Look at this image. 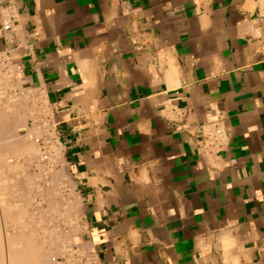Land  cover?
Returning a JSON list of instances; mask_svg holds the SVG:
<instances>
[{
  "label": "crops",
  "instance_id": "0c3cea01",
  "mask_svg": "<svg viewBox=\"0 0 264 264\" xmlns=\"http://www.w3.org/2000/svg\"><path fill=\"white\" fill-rule=\"evenodd\" d=\"M0 64L52 123L73 245L264 264V0H0Z\"/></svg>",
  "mask_w": 264,
  "mask_h": 264
},
{
  "label": "rangeland",
  "instance_id": "374dc122",
  "mask_svg": "<svg viewBox=\"0 0 264 264\" xmlns=\"http://www.w3.org/2000/svg\"><path fill=\"white\" fill-rule=\"evenodd\" d=\"M31 94L19 90L11 68L0 64V191L11 202L10 211L16 222L3 225L1 214L0 229L2 237L7 232V236L22 240L20 247L28 244L41 254L44 263L40 264H51L45 263L51 255L59 257L73 245L72 234L79 231L75 224L79 207L72 184L59 167L56 147L51 143L44 149L36 140L43 133L38 119L44 114ZM16 115H21L24 121L15 123ZM4 245L2 252L0 249L1 258L5 254Z\"/></svg>",
  "mask_w": 264,
  "mask_h": 264
},
{
  "label": "bare ground",
  "instance_id": "6f19581e",
  "mask_svg": "<svg viewBox=\"0 0 264 264\" xmlns=\"http://www.w3.org/2000/svg\"><path fill=\"white\" fill-rule=\"evenodd\" d=\"M18 111V110H17ZM32 111V110H31ZM35 112V111H34ZM23 114V113H22ZM12 115V114H11ZM32 115V114H31ZM30 115V116H31ZM24 117H25V115H24ZM31 117H33V116H31ZM30 117V118H31ZM25 119V118H24ZM13 121L16 123H19V122H23L24 120H23V117L21 116V115H16L15 116V118L13 119ZM12 121V122H13ZM13 122V123H14ZM33 127V126H32ZM37 128V127H36ZM36 131V130H35ZM13 132V131H12ZM29 133H30V130L28 131ZM35 133H37V132H35ZM31 136V135H30ZM16 137V136H15ZM8 143V142H7ZM25 143V142H24ZM23 144V143H22ZM8 145V144H7ZM26 145V144H25ZM5 147V146H4ZM31 147V146H30ZM2 150V149H1ZM32 151V150H31ZM5 153V152H4ZM49 154V153H48ZM8 156H10V155H8ZM6 159V158H5ZM8 162H9V160H8ZM8 162H7V164H8ZM58 162V161H57ZM9 166H7V168H8ZM9 173V172H8ZM2 181V180H1ZM1 186V185H0ZM2 190V189H1ZM0 192H2V191H0ZM10 193V192H9ZM6 195H7V192L5 193ZM10 203L11 202H8V200H7V198L4 196V193L2 192V193H0V215H1V218L2 219H4V223H3V225L4 224H7V223H10V224H12V222H13V219H12V217H13V215H12V213H11V211H10ZM14 206V205H13ZM12 208V207H11ZM65 209V208H64ZM50 211V210H49ZM53 211V210H52ZM55 212V211H54ZM49 213V212H48ZM57 218V217H56ZM2 219H0V221L2 220ZM41 220V219H40ZM14 221H15V219H14ZM48 221V220H47ZM69 222V221H68ZM13 224H16V222H13ZM6 226V225H5ZM2 227V226H1ZM0 227V228H1ZM7 228V227H6ZM3 229V228H2ZM6 229H4V231H5ZM7 231V230H6ZM60 231V230H59ZM3 232V231H2ZM11 232V231H10ZM5 233H6V235H5ZM4 234H3V237H2V233H1V229H0V246H1V252L3 251V245H4V243H5V245H4V249H5V254L3 255V253L1 254V255H3L2 256V258L0 257V259H2V260H0V264H40V263H42L43 261H44V259H43V257L41 256V254L40 255H38L36 252H34L33 250H32V247L30 246V245H28L26 242V244L27 245H25V246H21L20 247V242L22 241H19V240H17L18 239V237H16V238H11L10 236H7V232H5ZM22 234V233H21ZM20 235V234H19ZM24 235V234H23ZM63 235V234H62ZM52 236V235H51ZM61 236V235H60ZM11 239H10V238ZM63 237V236H62ZM39 238H40V236H39ZM44 238V237H43ZM12 239H14V240H12ZM45 239V238H44ZM44 244V243H43ZM63 244V243H62ZM23 245H24V243H23ZM38 245V244H37ZM37 248V247H36ZM52 248V247H51ZM89 248V247H88ZM63 250V249H62ZM43 252V251H42ZM45 252V251H44ZM46 253H48V252H46ZM5 256V260L3 261V257ZM40 256L42 257V258H40ZM56 256V255H55ZM55 256H52L51 255V258H50V260H47V261H45V263H47L48 261H51V263H53L54 262V264H58L57 262H55V261H53L52 259L53 258H56ZM46 258V257H45ZM43 259V260H42ZM44 263V262H43Z\"/></svg>",
  "mask_w": 264,
  "mask_h": 264
},
{
  "label": "built area",
  "instance_id": "2783aa9c",
  "mask_svg": "<svg viewBox=\"0 0 264 264\" xmlns=\"http://www.w3.org/2000/svg\"><path fill=\"white\" fill-rule=\"evenodd\" d=\"M32 93V92H31ZM33 95V94H31ZM34 98V97H33ZM39 99L36 98V102ZM41 106V112L43 116L38 119V123L42 125L43 133L41 137H37V142H40L44 149L48 148L51 143L54 144V134L52 129V123L46 117V109L42 102H39ZM219 133V132H218ZM219 135L217 132L211 131L207 134V138L211 141H214ZM53 261L58 264H100L99 257L93 250H88L80 245H72L67 248L61 256L53 258Z\"/></svg>",
  "mask_w": 264,
  "mask_h": 264
}]
</instances>
